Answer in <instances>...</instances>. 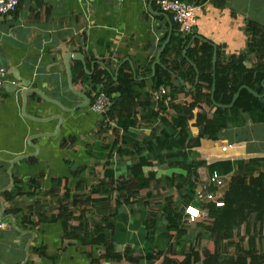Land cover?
<instances>
[{
    "label": "crops",
    "instance_id": "0c3cea01",
    "mask_svg": "<svg viewBox=\"0 0 264 264\" xmlns=\"http://www.w3.org/2000/svg\"><path fill=\"white\" fill-rule=\"evenodd\" d=\"M200 6L196 29L190 35L183 33L168 14L160 11L155 0H21L16 13L0 15V65L8 72L7 89L0 88V217L14 219V224L0 219L3 223L0 227V264H94L93 259L99 257L101 249L84 247L78 240L71 245L65 243L63 221L49 220L58 214L63 203H68L65 201L66 180L70 194L86 191L101 181L109 182L110 178L114 182L128 178L133 162L131 157L120 156L116 150L107 159V165L106 159L100 160L104 157L102 147L113 144L116 138V122H107L108 126L101 130L104 117L94 113L91 105L68 112L39 95L30 94L25 109L27 115L41 119L58 115L63 118V123L56 133L58 121L37 123L25 117L24 84L67 108L81 104L83 100L69 89L64 63L65 55L73 52L81 54L85 62L71 59L73 85L77 91L89 97L87 93L92 89L89 81H75L77 73L91 76L98 66L106 65L115 81L124 68L137 83L146 82V91L153 96V77L157 68L165 67L163 54L162 66L156 65L155 73L153 65L170 34L171 25L172 37L168 46L171 45L165 56L168 62L185 57L184 51L181 53L184 38L200 36L212 43L222 58L244 55L243 63L248 68L253 67L258 55L248 50L247 23L253 21L264 27V0H207ZM192 39L189 48L194 42ZM197 75L198 78V72ZM176 81L175 84L184 86L186 92L195 89L191 90L182 78ZM167 92L169 94L170 89ZM94 95L92 92L93 99ZM173 99L181 102L185 97L177 95ZM152 101L150 107L139 108L135 126L119 131V146L131 150L132 146L140 144L146 149L145 143L161 132L160 119H147V114L152 111L160 112L161 101H154L153 97ZM164 103L168 111L161 116L171 118L170 105ZM191 131L197 136L199 129L191 126ZM42 133L56 135L34 139L32 144L38 147L37 152L28 140ZM186 151L189 161L198 156L207 165L228 160L264 159V123L249 122L243 127H230L221 133L219 140L204 139L200 147ZM28 154L36 156L10 168L8 161ZM146 155L150 160L156 158L155 153ZM260 170L264 171V163ZM10 171L14 181L12 189L9 188ZM144 173L150 180L149 186L136 200L119 205L118 196L113 193L109 200L95 204L87 218L91 225L108 219L115 229L104 231V235L115 243L117 253H123L129 246L136 250L135 256L152 251V242L158 235L153 236V241L147 238L146 222L151 215L145 203L150 201L155 207V201L165 200L175 191L171 188V177L181 180L187 171L154 164L144 168ZM198 173L200 179L196 188L209 177L206 167H201ZM229 179L227 176V183ZM33 180H41L39 187H29ZM193 181L191 179L186 185V192L190 191ZM227 188L228 185L224 194ZM147 193L151 194V199L147 198ZM177 203L184 208V214L188 206H198L194 198L184 207L180 193ZM158 217L157 227L162 231L165 223ZM39 221L40 225L34 226ZM101 264L131 263L111 260ZM140 264L151 263L141 261Z\"/></svg>",
    "mask_w": 264,
    "mask_h": 264
},
{
    "label": "trees",
    "instance_id": "16d2710c",
    "mask_svg": "<svg viewBox=\"0 0 264 264\" xmlns=\"http://www.w3.org/2000/svg\"><path fill=\"white\" fill-rule=\"evenodd\" d=\"M183 1L200 5L207 0ZM247 30L250 34L248 50L258 55V61L251 68L243 63L244 55L222 58L218 52L214 71V47L210 42L195 40L187 51V57H181L173 63L165 59L171 44L166 48L162 56L165 67L157 68L152 80V90L165 87L171 92L161 101L160 112L152 111L147 114L149 121L160 119L162 129L154 140L145 143L146 149L140 144H135L131 150L123 145L119 146L118 138L120 130L127 131L136 125L139 108L151 106L152 94L146 91V82L137 83L124 68L115 81L106 65L98 66L91 76L77 73L76 82L84 79L91 84V92L87 93L89 97L92 98V92L96 94L101 89L111 99L112 105L104 115L101 130L108 126L107 122H116V138L113 144L102 147L104 157L100 160L106 159V164L111 153L116 150L120 156L131 157L133 162L129 166L128 178L123 177L115 182L110 178L109 182L101 181L86 191L70 194L66 180L65 201L68 203H63L58 214L49 220L63 221L66 226L65 243L71 245L78 240L84 247L101 249L99 257L93 259L94 264L111 260H126L131 264H140L141 261H149L151 264H264V171L260 170L264 159L228 160L207 165L198 156L189 161L186 151L200 147L204 139L219 140L221 133L230 127H243L249 122L264 123V97H260L264 95V27L249 21ZM191 39L192 37H186L181 41V53L189 46ZM197 72L199 82L196 85ZM177 78L188 83L191 90L195 89L186 92L184 86L175 84ZM214 82L216 86L213 101L211 96ZM242 87L246 89L240 92L232 108L216 106L230 105ZM249 89L258 96H254ZM177 95H184L185 100L176 102L173 97ZM91 101L92 105L94 99ZM164 102L170 105L171 118L161 116L168 111ZM191 126L199 129L197 136H193ZM146 153H155L156 158L150 160ZM154 164L183 168L187 174L182 175L181 180L171 177V188L175 191L168 194L165 200L155 201V207L151 206L150 201L145 203L149 209L148 214L151 215L146 222L147 238L153 241V236L158 235L152 242V251L135 256L136 250L129 246L123 253H117L115 243L104 235V231H112L114 226L108 219L91 225L87 218L95 204L109 200L113 193L117 194L119 205L136 200L141 191L149 186L150 180L147 179L144 168ZM201 167H206L209 175L218 172L230 179L223 205L204 204L202 208L207 210V215H197L195 221L190 222V216L183 213L184 208L179 206L177 198L180 193L184 207L193 202L196 183L200 179L198 170ZM191 179L194 181L189 186L190 191L186 192V185L191 183ZM40 182L41 180H33L29 187H39ZM147 196L148 199L152 198L150 193ZM75 211H78L77 215ZM158 216L165 223L162 231L157 227ZM36 225H40V221L34 224ZM190 227L202 230H199L195 242H192L189 235L192 233L189 231ZM241 231L244 232L243 236H240ZM204 237L209 238L206 243ZM185 241L189 242L187 249L183 244Z\"/></svg>",
    "mask_w": 264,
    "mask_h": 264
},
{
    "label": "built area",
    "instance_id": "2783aa9c",
    "mask_svg": "<svg viewBox=\"0 0 264 264\" xmlns=\"http://www.w3.org/2000/svg\"><path fill=\"white\" fill-rule=\"evenodd\" d=\"M155 2L160 11L168 14L173 23H175L183 33L187 35L194 33L198 22V12L201 10L200 5L188 4L183 0H155ZM20 4L21 0H0V15L6 16L16 13ZM7 76V69L0 65V88L6 83ZM167 95V89L165 87H160L153 93L152 97L154 101L160 102ZM94 97L91 108L94 113L104 117L112 105L111 99L102 91L97 92ZM227 181V176L221 175L218 172L209 175L207 181L196 188L194 198L198 204L197 207L200 206L199 209H201V207L207 203H215L218 204V206H222L223 202L219 204L215 200H212V191L213 188L216 190L222 189L224 197V189L226 185H228ZM197 207L190 205L186 208L185 214L190 216V222H194L197 215H207V211L205 214L203 211L197 209ZM2 226L3 223L0 220V227Z\"/></svg>",
    "mask_w": 264,
    "mask_h": 264
},
{
    "label": "water",
    "instance_id": "95a60500",
    "mask_svg": "<svg viewBox=\"0 0 264 264\" xmlns=\"http://www.w3.org/2000/svg\"><path fill=\"white\" fill-rule=\"evenodd\" d=\"M186 3L189 4L188 1H186ZM150 6H151V5H150ZM171 32H172V25H171V31H170L169 36L167 37V39L165 40L164 44L162 45V47L159 49V51H158V53H157L156 62H155L154 65H153V71H154V73H155L156 65H161V66H162V64H161V56H162V54L164 53L166 47L168 46V44H169V42H170V40H171V37H172V33H171ZM195 40H199V41H201V42H206V40H204V39H203L202 37H200V36H194L193 39H192V41H195ZM188 49H189V46L185 49V51H184V53H183L185 57H187V50H188ZM214 49H215V51H214V56H213V63H214V71H215V69H216V63H217V53H216V47H215V46H214ZM71 59L80 60V61H82L83 63H85V62L83 61V56H82L81 54H75V53H73V52L66 54L65 57H64V63H65L66 71H67V77H68V85H69V89H70V91H71L74 95H76L77 97H79L80 99L83 100V102H82L81 104L75 106L74 108H67V107H65L64 105H62L61 103H59L58 101H54V100H51V99H49V98H46V97H45L40 91H38V90H36V89H30V88L28 89V87H27L28 85H27V84H24V86L26 87V89L22 91V96H23V115H24L25 117H27L28 119H30V120H32V121H35V122H37V123H48V122H50V121H58V126H57V129H56V131H55L56 133H57V131H59V129L61 128V125H62V123H63V118H62L61 116H58V115H57V116H53V117H49V118H45V119H41V118H38V117H32V116L27 115L26 112H25L26 105H27V101H28L27 96L30 95V94H31V95H39V96L42 97L44 100H46V101H50L51 103H54V104L58 105V106L61 107L63 110L68 111V112H74V111H76V110H79V109H82V108H84V107L90 106V105H91V99H90L87 95H85L84 93H81V92L77 91V90L74 88V85H73V77H72V69H71ZM115 74H116V76H117L118 73L116 72ZM115 78H116V77H115ZM198 82H199V77L197 78L196 85L198 84ZM182 83H183V81H182ZM215 86H216V85H215V82H214L213 89H212V96H211V98H212L213 101H214ZM16 87H17V86H16ZM1 88H5V89H7V86H6L5 84H3V86H2ZM244 88L246 89V87H242V88L239 90V92L234 96V99H233V101H232V103H231L230 105H228V106H224V105H221V104H216V106H217V107H220V108H232V107L234 106L235 102L237 101V99L239 98L240 92H241ZM249 91H250L252 94H254V96H256V97L258 96V94L255 93V92H253L252 90L249 89ZM260 97H264V95H263V96H260ZM56 133H54V134H46V133H42V134L34 135V136H31V137L29 138L28 141L30 142V145H32V146L36 149V151L38 152V147H36L35 145H33V144H32V141H33L34 139H36V138L43 137V136H53V135H56ZM34 156H36V154L22 155V156H20V157L14 159V160H12V161H8V163H9V165H10V168L12 169L13 166H14L16 163H18V162H20V161H22V160L29 159V158L34 157ZM10 177H11V184H10L9 188L12 189L13 186H14V181H13V178H12V176H11V171H10ZM0 219H1L2 221L7 220L6 222L9 223V224H14V219H13V217H9V219H6V218H4V217L1 215Z\"/></svg>",
    "mask_w": 264,
    "mask_h": 264
},
{
    "label": "rangeland",
    "instance_id": "374dc122",
    "mask_svg": "<svg viewBox=\"0 0 264 264\" xmlns=\"http://www.w3.org/2000/svg\"><path fill=\"white\" fill-rule=\"evenodd\" d=\"M212 192H213L212 200H215L219 204L222 203L223 202V190L222 189L221 190H216L215 188H213V191ZM199 207H197V209H199ZM199 210L203 211L206 214V211H207L206 209L204 210L201 207V209H199ZM199 230L202 231L201 229H195V227H190L189 228V231L192 232L191 234L189 233V235L192 237V242H195L196 241V236L200 233ZM243 235H244V232L241 231L240 232V236H243ZM204 239H205V243L209 240V238H206V237H204ZM183 244L185 246V249H187V247L189 245V242L188 241H185Z\"/></svg>",
    "mask_w": 264,
    "mask_h": 264
}]
</instances>
